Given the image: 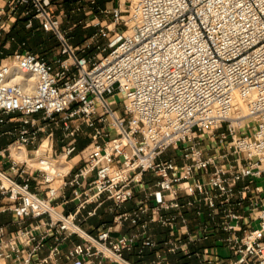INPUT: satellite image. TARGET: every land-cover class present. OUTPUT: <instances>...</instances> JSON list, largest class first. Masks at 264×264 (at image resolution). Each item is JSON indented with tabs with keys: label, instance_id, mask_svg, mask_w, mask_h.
Wrapping results in <instances>:
<instances>
[{
	"label": "built area",
	"instance_id": "obj_1",
	"mask_svg": "<svg viewBox=\"0 0 264 264\" xmlns=\"http://www.w3.org/2000/svg\"><path fill=\"white\" fill-rule=\"evenodd\" d=\"M86 1L114 18L105 44L102 25L75 44L51 0L0 5V30L6 6L24 7L27 28L37 19L57 39L60 66L26 41L0 58V125L13 124L0 133L13 136L0 215L17 226L0 224V264H264V0Z\"/></svg>",
	"mask_w": 264,
	"mask_h": 264
},
{
	"label": "rangeland",
	"instance_id": "obj_2",
	"mask_svg": "<svg viewBox=\"0 0 264 264\" xmlns=\"http://www.w3.org/2000/svg\"><path fill=\"white\" fill-rule=\"evenodd\" d=\"M124 1V0H122ZM53 9L55 12L64 11V13L67 14V16L64 18V23L68 26L72 25L73 23H76L77 26H75L72 30V34L74 35V38L72 41H75V43H78L80 45L87 43L90 41V37L97 31L99 27L104 28V33L102 35L98 34L95 36L96 39H98L97 43H107V36L106 34L109 32L108 28L106 26H109L110 28H114V25L112 24L114 22V18L112 17L111 13L105 14V13H99L97 9H93L94 11L87 14V11L90 10V4L86 0H82L81 2H77V0H51ZM4 2L1 0L0 5H3ZM98 6L101 8L104 7V4L98 3ZM109 9H111V4H108ZM80 9H77L79 8ZM108 8V7H107ZM122 15H126V13H121ZM10 15L9 12V6H6L5 8V14L2 15L1 19L6 20ZM98 23V24H96ZM119 30L123 31L126 28L122 25H118ZM21 28V27H19ZM40 32L41 37L36 36L32 33L27 34L26 38L24 40L20 41V44L22 41H26L25 47H31V49L40 54L44 55L45 58L50 62L51 69L58 70L60 69V66L58 63L54 62L52 60V55L59 50L58 47V41L57 39L52 36L50 33H47L43 29L38 30ZM6 30H0V58L7 56L8 52L10 51V48L5 47V44L7 42H14V40H11L7 37ZM38 35V34H37ZM19 44V45H20ZM13 45V44H12ZM11 47V46H10ZM24 47V48H25ZM20 47H18L19 49ZM91 48L93 46L91 45ZM22 49V47L20 48ZM95 48L91 49L93 51ZM124 98V94H118L115 97L110 98V102L114 108L121 109L122 108V100ZM33 116L39 117L40 113L34 114ZM257 123L253 122L251 123V132H253L256 129ZM13 129V124H2L0 125V133L1 131ZM61 131L57 130V136H60ZM13 139L12 135L9 134H2L0 135V147L6 145L9 141ZM88 140L80 138L78 149L83 147ZM206 142L208 144H216V140H212L211 138L207 139ZM176 156V152L173 150V148L168 149L164 155L162 156L163 159ZM260 183L264 185V182L261 180ZM136 199L128 201L121 210L123 209H133L135 207ZM107 207L103 206L99 209L98 214L100 213L102 221H106L109 219V212H110V203L107 202ZM73 205L70 204L68 208H71ZM90 206L89 208H91ZM90 222L98 223L99 219L98 217H94L90 219ZM88 226V224H84V227ZM221 253H226L225 250L221 248Z\"/></svg>",
	"mask_w": 264,
	"mask_h": 264
},
{
	"label": "crops",
	"instance_id": "obj_3",
	"mask_svg": "<svg viewBox=\"0 0 264 264\" xmlns=\"http://www.w3.org/2000/svg\"><path fill=\"white\" fill-rule=\"evenodd\" d=\"M108 4H111V7L114 8V7H117V6L119 5V1H118V0H106V2H105V4H104V7H108V8H109ZM24 10H25L24 7H19V8L17 9V11L15 12V16H13V15L11 16V14H10L9 17L6 19V21H10V27H9V29L6 30L7 34L10 33V30H11V28H12V25H13L17 20H18V24L23 23V24H25V27H26V23H27V19H28V17L24 14ZM34 27H35V28H34ZM26 29H27L28 31L31 30L32 32H30V33L34 34L35 31L41 29V27H40V25H39V21H38L37 19H35V20H34V25H33V27H32L31 29H29V28L26 27ZM46 32H47V31H46ZM47 33H49V32H47ZM50 34H51V33H50ZM7 37L10 38L11 36H10V35H7ZM10 39H11V40H14V42H10V40H9V42H7V43L5 44V47L10 48V49H9L10 51L8 52L7 55H10V54H12L15 50H17L18 47H19L20 41H21V40L14 39L13 37H11ZM73 42L75 43V41H73ZM12 44H13V45H12ZM75 44H78V43H75ZM10 46H11V47H10ZM25 49H30V50H32L30 47H25ZM32 51H33V50H32ZM57 53H58V51L54 54V56H55ZM54 56L52 55V57H54ZM5 146H6V145L1 146V147H5ZM5 166H6V165H5ZM1 202H5V200L0 199V203H1ZM12 219H13V216H12V214H11L10 212L2 213V214L0 215V224H8V228H9V230H14L17 226H16V224H12V223H11V220H12ZM90 224H91V225H96V224H98V223L90 222ZM86 227H87L88 229L91 230V228H89V227H90L89 225L86 226ZM78 240H79L78 237L73 236L71 239H69V240L67 241V243H63V248H64L65 250L68 249V248L71 246L72 242H74V241H78ZM49 242L51 243V242H52V239H50ZM206 245H207V246H212V245H213V242L208 241V242L206 243ZM221 248H222L223 250H225L226 253H221ZM216 251L218 252L219 255H221V256H223V257H228V256H230V251H229L225 246H223V245H219L218 247H216ZM42 255H43V254H42ZM148 259H149V257H146L144 260L147 261Z\"/></svg>",
	"mask_w": 264,
	"mask_h": 264
},
{
	"label": "bare ground",
	"instance_id": "obj_4",
	"mask_svg": "<svg viewBox=\"0 0 264 264\" xmlns=\"http://www.w3.org/2000/svg\"><path fill=\"white\" fill-rule=\"evenodd\" d=\"M3 1V0H2ZM241 109H242V113H245V109H246V106L245 105H242L241 106ZM240 117V115H236L235 118L236 120H238ZM241 122V120H239ZM47 145V139H44V143H43V146H46ZM11 149H12V155L16 156V157H21L22 155H24L26 153V148L25 146L21 145L19 142H15L11 145ZM78 159V157H76L74 160L72 161H65L62 159V165H61V168L63 171H67L72 163L74 161H76Z\"/></svg>",
	"mask_w": 264,
	"mask_h": 264
},
{
	"label": "trees",
	"instance_id": "obj_5",
	"mask_svg": "<svg viewBox=\"0 0 264 264\" xmlns=\"http://www.w3.org/2000/svg\"><path fill=\"white\" fill-rule=\"evenodd\" d=\"M99 3H102V4H105V2H106V0H99L98 1ZM19 27H21V28H19ZM35 28V27H34ZM30 32H32L31 30H27L26 29V27H25V24H23V23H20V24H18V20L12 25V28H11V30H10V33H9V35L11 36V37H13L14 39H17V40H24L27 36V34H30ZM38 34V35H37ZM34 37H36V36H40L41 37V35H40V32L37 30V31H35L34 32ZM74 35H75V33H74ZM37 38V37H36ZM31 48V47H30ZM162 237V235L161 234H159V238H161Z\"/></svg>",
	"mask_w": 264,
	"mask_h": 264
}]
</instances>
